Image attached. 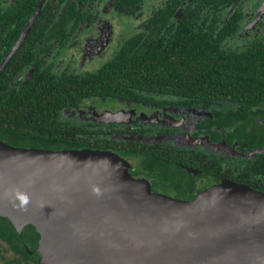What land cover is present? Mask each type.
Masks as SVG:
<instances>
[{"label": "flooded vegetation", "instance_id": "1", "mask_svg": "<svg viewBox=\"0 0 264 264\" xmlns=\"http://www.w3.org/2000/svg\"><path fill=\"white\" fill-rule=\"evenodd\" d=\"M160 9L171 10L177 22L185 14V20L204 22L208 45L221 57L250 59L264 43V0H0V94L5 84L16 91L42 89L50 79L90 78L79 90L77 106L62 110L64 122L94 127L99 136L131 143L132 150L142 143L165 152L185 171L182 193L196 195L252 174L264 178L262 104H189L147 90L129 98L94 93L92 77H102L123 49L139 48L147 21ZM132 161L129 175L148 181L154 192L193 200L162 192L161 175ZM14 255L0 241V264H14L8 263Z\"/></svg>", "mask_w": 264, "mask_h": 264}, {"label": "water", "instance_id": "2", "mask_svg": "<svg viewBox=\"0 0 264 264\" xmlns=\"http://www.w3.org/2000/svg\"><path fill=\"white\" fill-rule=\"evenodd\" d=\"M111 151L0 141V216L38 264H264V192L225 181L183 201Z\"/></svg>", "mask_w": 264, "mask_h": 264}, {"label": "trees", "instance_id": "3", "mask_svg": "<svg viewBox=\"0 0 264 264\" xmlns=\"http://www.w3.org/2000/svg\"><path fill=\"white\" fill-rule=\"evenodd\" d=\"M122 1L125 4L127 0ZM172 14L171 10L154 12L147 21L139 48H133L130 53L123 49L113 62L102 69V77H92L94 93L129 98L138 90H147L173 96L189 104L227 100L242 106L262 104L264 107V43L261 50L250 53V59L221 57L208 45L209 35L204 22L185 20L186 14L177 22ZM88 79L83 82H78V77L68 81L50 79L43 90L35 86L7 91L5 84L1 90L3 94H0V140L14 147L47 151L109 150L159 173L164 185L162 192L170 190L180 197L194 199L199 193H182L180 189L185 188L179 183L185 171L160 149H147L146 145L139 143L132 150L131 143L99 136L94 127L64 122L62 110L77 106L81 100L79 90L84 83H90ZM3 82L1 80L0 85ZM252 169L255 171L253 166ZM246 173L249 174L248 171ZM234 181L264 192V178L257 175ZM34 231L29 225L18 234L12 223L0 216V241L6 242L16 254L8 263L37 264L29 255L36 245Z\"/></svg>", "mask_w": 264, "mask_h": 264}, {"label": "rangeland", "instance_id": "4", "mask_svg": "<svg viewBox=\"0 0 264 264\" xmlns=\"http://www.w3.org/2000/svg\"><path fill=\"white\" fill-rule=\"evenodd\" d=\"M100 62H102V61H99V62H97V63H100ZM65 118H66V117H64V116H63V118H62V119L64 120Z\"/></svg>", "mask_w": 264, "mask_h": 264}]
</instances>
